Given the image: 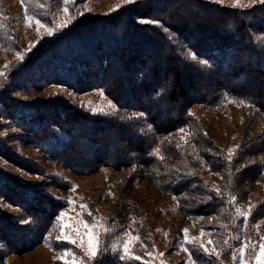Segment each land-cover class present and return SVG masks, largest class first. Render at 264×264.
<instances>
[{"label":"trees","instance_id":"obj_1","mask_svg":"<svg viewBox=\"0 0 264 264\" xmlns=\"http://www.w3.org/2000/svg\"><path fill=\"white\" fill-rule=\"evenodd\" d=\"M51 55L56 57L51 65L65 70H55L58 81L69 86L74 85L69 81L75 72L71 67L96 66L94 83L116 107L113 113L92 115L63 102L25 105L0 93V116L27 127L32 145L59 142V150L49 152L58 164L78 174L103 167L155 171L162 161L174 165L179 160L180 150L168 143V136L185 129L190 132L192 152L211 172L227 183L240 182L245 151L228 159L189 110L236 99L264 114V4L232 10L208 0L136 1L108 16L77 23L32 61ZM102 55L104 65L95 61ZM75 79L78 86L76 75ZM0 148V156L9 163L33 170L16 160L1 139ZM159 171L164 189L176 196L184 213L211 214L222 226L229 222V199L207 193L202 177L190 172L168 173L161 167ZM0 197L21 208L29 221L27 226L17 227L0 215V245L7 252L25 250L31 237L41 234L61 208L1 171ZM263 209L264 205L258 206L251 219L263 217ZM224 259L225 252H220L207 261L225 264ZM120 261L108 256L92 263H127Z\"/></svg>","mask_w":264,"mask_h":264},{"label":"rangeland","instance_id":"obj_2","mask_svg":"<svg viewBox=\"0 0 264 264\" xmlns=\"http://www.w3.org/2000/svg\"><path fill=\"white\" fill-rule=\"evenodd\" d=\"M136 1L141 0L132 3ZM208 1L232 10H247L261 4L252 0ZM132 3L125 0H68L67 3L65 0H0V73L4 74L0 76V93L25 105L63 102L92 115L115 112L116 107L104 89L94 83L96 66L71 67L70 71L75 72L69 81L74 85L69 86L58 81L55 75V70L65 71L62 66L51 65L56 57L42 56L35 63L32 60L77 23L108 16ZM37 19L44 27L35 23ZM48 28L53 30L52 35H48ZM31 45L35 46L30 49ZM105 60L102 55L95 61L104 65ZM74 74L79 79V87L75 85ZM189 113L228 159L239 150L245 151L240 161L245 168L240 182L227 183L211 172L196 157V152H192L190 132L185 129L168 136V143L180 150L179 160L174 165L162 161L159 167L168 173H195L202 177L207 193L228 198L229 222L224 226L211 214L184 213L176 196L166 191L159 167L155 171H143L135 166L103 167L78 174L49 157V152L59 150V142L32 145L27 127L0 116V139L4 147L16 155V160L33 169H20L0 156V171L61 207L50 225L36 238L31 237L32 243L25 250L7 252L0 245V264H93L108 256L120 259L121 255L124 258L120 262L125 264H208L207 258L217 257L220 252H225V264H258V257L264 259L260 249L264 244V216L251 218L256 208L264 205V114H257L249 104L236 99H227L215 107L195 105ZM0 114H3L1 107ZM241 213L247 215V220ZM0 215L17 227L29 224L21 208L1 197ZM85 224L89 225L88 229ZM93 229L101 252L89 260L86 253ZM125 241L127 254L122 251Z\"/></svg>","mask_w":264,"mask_h":264},{"label":"snow or ice","instance_id":"obj_3","mask_svg":"<svg viewBox=\"0 0 264 264\" xmlns=\"http://www.w3.org/2000/svg\"><path fill=\"white\" fill-rule=\"evenodd\" d=\"M67 2H68V0H65V3H67ZM125 2H126V3H132L133 0H125ZM252 2H253V3H262V4H264V0H252ZM26 19H27V16H26ZM139 22H141V23H148V22H151V21L141 20V21H139ZM35 23H36L37 25H40L41 27H44V25L41 24V21H40L39 19H37V20L35 21ZM63 27H66V25H64ZM47 33H48V35H52V34H53V30H52L51 28H48V29H47ZM34 46H35V45H31V46H30V49H31V47H34ZM24 55H26V53H25ZM20 58L23 59V55H21ZM202 63H203V62H202ZM3 75H4L3 73H0V76H3ZM229 151H230V153H231L233 150L230 149ZM82 207H83V206H82ZM63 215H64V214L61 213V217H62ZM89 215H91V213H89ZM241 215H243L244 218H245V220H247L248 217H247V215H246L245 213H241ZM26 222H27V221H26ZM85 228L88 229V228H89V225H88V224H85ZM184 231L187 232L186 229H185ZM58 239H59V237H58ZM89 241H90V242H89L88 251H87L86 255L88 256L89 260H93V259H95L96 256L101 252V249H100V246H99V239H98V237L96 236L94 229L92 230V233H91V235L89 236ZM70 242H71V243H76L75 240H71ZM209 243H211V241H209ZM201 247L204 248V251H205V252L208 251L207 248L204 247L203 244H201ZM260 249H261V257H264V244H261V245H260ZM122 251H123L124 254H127V253H128L129 250H128V248H127V241H125ZM123 258H124V256L121 255V256H120V259H123ZM137 258H138V257H137ZM193 264H194V262H193ZM258 264H264V259H261V258L258 257Z\"/></svg>","mask_w":264,"mask_h":264},{"label":"bare ground","instance_id":"obj_4","mask_svg":"<svg viewBox=\"0 0 264 264\" xmlns=\"http://www.w3.org/2000/svg\"><path fill=\"white\" fill-rule=\"evenodd\" d=\"M70 108V107H69Z\"/></svg>","mask_w":264,"mask_h":264}]
</instances>
